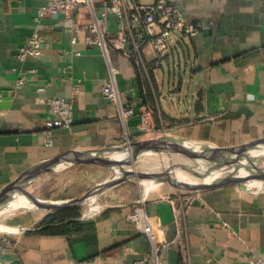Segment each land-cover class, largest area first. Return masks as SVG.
Segmentation results:
<instances>
[{
    "label": "crops",
    "instance_id": "1",
    "mask_svg": "<svg viewBox=\"0 0 264 264\" xmlns=\"http://www.w3.org/2000/svg\"><path fill=\"white\" fill-rule=\"evenodd\" d=\"M170 1L205 28L180 38L162 58L147 57L144 68L119 52L110 54L111 64L120 69V103L132 109L122 119L101 90L109 79L106 58L98 47L83 43V32L71 44V32L55 24L63 20L61 14L38 18V7L47 0H0V187L64 151L151 133L221 146L264 136V0ZM75 15L79 22L87 20L85 10ZM114 20L111 16V24ZM34 33L44 38L41 54L20 59V49ZM68 48L80 54L63 51ZM51 97L72 102L68 127H45ZM144 112L150 115L147 132L140 129ZM182 191L179 226L177 195L174 205L156 195L139 205L136 200L112 202L44 223L54 212L48 210L30 226H21L23 231L0 230L16 232L0 239V264H136L152 243L144 224L129 217L141 206L155 242L165 244L161 264L241 263L251 251L264 257V188L226 183L192 194Z\"/></svg>",
    "mask_w": 264,
    "mask_h": 264
},
{
    "label": "built area",
    "instance_id": "2",
    "mask_svg": "<svg viewBox=\"0 0 264 264\" xmlns=\"http://www.w3.org/2000/svg\"><path fill=\"white\" fill-rule=\"evenodd\" d=\"M81 9L87 14V20L83 22H79L75 15V12ZM48 14L63 16V20L55 24L63 31L71 32V44H75L78 41L77 34L83 32V43L100 49L106 58L109 75V79L103 84L101 90L116 103L122 119L131 114L132 109L120 103L116 89V77L120 69L111 64L110 54L113 51L119 52L136 67L144 68L147 57L160 59L171 51L180 38L192 37L205 28L203 24L196 25L188 20L170 0H47L45 4L38 7L37 17ZM111 16L115 19L113 24L110 21ZM43 41L44 38L41 35L34 33L28 45L20 49L18 57L22 59L28 54L40 55ZM63 51L80 54L79 50L71 48ZM22 81L21 75L18 83ZM47 103L49 116L45 120V127L48 129L68 127L72 122V102L65 98L51 97L47 99ZM140 129L146 132L151 129L149 112L141 115ZM124 140L129 141L128 138ZM193 191L196 190H187L188 194H192ZM184 193L186 195L185 191L177 189L164 198L174 205L176 202L174 196L177 195L181 199ZM182 201L183 199H181L180 207L174 208L177 226L180 224V215L184 210ZM129 217L133 222L144 224V231L152 242L149 252L139 258L136 264H161V252L165 244L160 245L155 242L154 227L148 219L145 208L136 207ZM0 239L5 241V235L1 234ZM232 264H264V257L251 251L244 262Z\"/></svg>",
    "mask_w": 264,
    "mask_h": 264
},
{
    "label": "water",
    "instance_id": "3",
    "mask_svg": "<svg viewBox=\"0 0 264 264\" xmlns=\"http://www.w3.org/2000/svg\"><path fill=\"white\" fill-rule=\"evenodd\" d=\"M263 144L264 136L236 145L221 146L208 141L180 137L169 133L159 137H147L138 140H130L122 145L115 144L81 150L70 149L50 159L31 165L27 169L23 170L16 178L0 187V216L2 214L1 212L6 208V203L13 199L15 193H21L26 196L28 200L34 204V208H64L78 205L86 199L97 195L100 190L132 178H136L137 180H157L161 183H168L182 190H200L226 183H236L241 189H243L244 185L246 186L245 182L247 177L264 181V169L255 168V173L252 172L247 176L238 177L229 172V167L239 165L241 161L245 159L247 164H255L258 162V158H250V152L258 149ZM141 147H146L149 150L148 153L151 151H163V149H169V152L181 153L190 159L204 158L210 161L208 172L214 170H224L225 173L223 176H219L212 181L188 183L186 181H176L169 169L159 172H149L134 171L133 169L124 168L122 166L123 162L127 163L137 159V153H139ZM122 148L128 150V155L125 158L120 159L107 155L108 152L112 150L116 151ZM76 163L99 164L114 169L120 175L107 179L101 185L98 184L95 188L86 191L83 195L69 200L51 201L41 199L26 189L31 182L43 174L55 170L60 165L64 168L68 165ZM226 170H228V172ZM195 175H198L202 179L207 176L206 174ZM19 230L23 231L25 228L16 229V231Z\"/></svg>",
    "mask_w": 264,
    "mask_h": 264
},
{
    "label": "rangeland",
    "instance_id": "4",
    "mask_svg": "<svg viewBox=\"0 0 264 264\" xmlns=\"http://www.w3.org/2000/svg\"><path fill=\"white\" fill-rule=\"evenodd\" d=\"M165 134H169V133L166 132ZM161 135H164V133L161 132L151 133V135L149 134L148 137H159ZM126 142L128 141L122 140L118 143V145L125 144ZM112 152L128 154V150H125L124 148L116 151L112 150L109 153ZM140 157H138L135 160H132V162L131 161L127 163L123 162L122 166L126 169H134L137 171H149V172H159L161 170L165 171L169 169L170 173L173 175V171H172L173 167L171 166L172 164L178 166L188 163L193 167H199L200 165H202L205 168H207L210 164L207 159L204 158L190 159L184 154L175 153V152L152 151L150 152V154L147 153ZM164 157L166 160L164 159ZM171 161L173 163H171ZM132 165L135 166L133 167ZM164 165L166 166V168ZM248 165L253 166L254 168L264 169V163L262 159H259V161L256 162L255 164L248 163ZM229 169H231V167H229ZM119 175L120 174H118L114 169L99 164L76 163L73 165H68L64 168L61 167L55 169L53 171L48 172V174L47 173L43 174L42 176L31 182L26 187V189L41 199H47L51 201L69 200L83 195L86 191L95 188V186H97L98 184L101 185L107 179H110L112 177H117ZM179 177L187 180V182L195 178H197L195 182L200 181V177L198 175L192 176V175L180 174ZM249 180H252V178L247 177L245 183H247ZM188 183H193V182H188ZM262 187L264 188V184ZM169 189L177 190L178 188L168 183H159L157 189L152 191V189L150 190L146 189V185L144 183H141V180L132 178L130 180L119 182L113 186L100 190L97 195L86 199L84 202L78 205L69 206L65 209H58V208L38 209L34 207L32 208L27 205L21 207H10L1 214L0 221L16 230L21 226H30V224L33 223L36 220V218L43 216L45 213L48 212V210L54 211L52 213H56L57 218L58 217L70 218L73 216H78L82 213H87L91 209V207L94 206V204L97 205L98 207L100 206L99 207L100 209L102 206L110 204L112 202L122 203L129 200H136L139 205L140 203H144L145 201H147V199L152 198L153 196L156 195L160 197H165L169 193L168 191ZM243 189H248L253 191L258 189V187L255 186L249 187L247 185L246 186L244 185ZM35 216L37 217L35 218ZM14 233L16 232L3 233L2 235L5 236L13 235Z\"/></svg>",
    "mask_w": 264,
    "mask_h": 264
},
{
    "label": "bare ground",
    "instance_id": "5",
    "mask_svg": "<svg viewBox=\"0 0 264 264\" xmlns=\"http://www.w3.org/2000/svg\"><path fill=\"white\" fill-rule=\"evenodd\" d=\"M148 149L146 147H141L140 150H139V153H137V158L144 155V154H147L148 153ZM152 152V151H151ZM156 152V151H155ZM158 152V151H157ZM162 152H169V149H163ZM150 154V153H149ZM159 154V153H158ZM107 155H110L111 157H114V158H125L127 157L128 154L126 153H118V152H112V153H109ZM155 155V154H154ZM169 155V154H168ZM162 156V155H161ZM166 156V155H165ZM158 157V156H156ZM142 158V157H140ZM145 158V157H144ZM153 158V157H152ZM187 158V157H186ZM250 158H258V159H262L263 160V163H264V144L261 145L258 150L255 149V150H252L250 152ZM146 159V158H145ZM165 159V157H164ZM170 159V158H169ZM152 160V159H151ZM158 160V159H157ZM166 160V159H165ZM132 162V161H131ZM141 162V161H139ZM148 162V161H147ZM154 162V161H153ZM167 162V161H166ZM170 162V161H169ZM189 162V161H188ZM191 162V161H190ZM201 162V161H200ZM204 162V161H203ZM171 163H173L171 161ZM205 163V162H204ZM210 163V161H209ZM262 163V162H261ZM158 164V163H157ZM166 164V163H165ZM193 164V163H192ZM138 165V164H137ZM136 165V167H137ZM260 165V164H259ZM133 166V165H132ZM135 166V165H134ZM133 166V167H134ZM165 166V165H164ZM173 167V177L176 179V181H182V182H187V180L185 179H182L179 177L180 174H186V175H192V176H195V174H206L207 176L205 178H200V181H212L213 179L219 177V176H223L225 171L224 170H214V171H211V172H208V167L205 168L204 166L200 165L199 167H193L192 165L186 163V164H182V165H178V166H175L174 164L171 165ZM63 167L62 165H60L59 167H57L56 169L58 168H61ZM253 166H249L247 164V161L246 159L245 160H242L241 163L239 165H234V166H231V169L229 170V172L233 173L234 175L238 176V177H244V176H247L249 175V173H252V172H256L255 168H252ZM166 168V166H165ZM134 170V169H133ZM161 170V169H160ZM134 171H137V170H134ZM162 171V170H161ZM228 172V170H226ZM188 173V174H187ZM48 174V173H47ZM48 176V175H47ZM197 178L191 180V181H188V182H193V183H198V182H195ZM43 181V180H42ZM40 182V181H39ZM141 183H144L146 185V189H152V191L156 190L159 183H161L160 181H157V180H141ZM34 184V183H33ZM263 184H264V181H261V180H256V179H252V180H249L246 185L249 186V187H252V186H255V187H258V190H262L263 189ZM6 208L1 212H5L8 208L10 207H21V206H30V207H34L26 196H24L23 194L21 193H15L14 196H13V199L8 201L6 203ZM102 205V204H101ZM100 207V206H99ZM97 205L94 204V206L91 207L90 210H96L97 208H99ZM1 229H5V230H11L12 227L0 222V230Z\"/></svg>",
    "mask_w": 264,
    "mask_h": 264
},
{
    "label": "trees",
    "instance_id": "6",
    "mask_svg": "<svg viewBox=\"0 0 264 264\" xmlns=\"http://www.w3.org/2000/svg\"><path fill=\"white\" fill-rule=\"evenodd\" d=\"M65 208H67V207H65ZM65 208H59V209H65ZM73 217H76V216H73ZM54 219L55 220L56 219H59L60 220V217L57 218V214L56 213L55 214L54 213L53 214H49L44 219H42V222H44V223H46V222H54L53 221ZM62 219H65V218L63 217ZM56 221H58V220H56ZM71 223H75V222L74 221H69L67 224L69 225Z\"/></svg>",
    "mask_w": 264,
    "mask_h": 264
}]
</instances>
